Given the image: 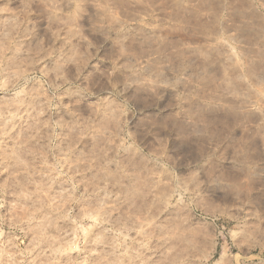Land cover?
Masks as SVG:
<instances>
[{"label": "rangeland", "instance_id": "rangeland-1", "mask_svg": "<svg viewBox=\"0 0 264 264\" xmlns=\"http://www.w3.org/2000/svg\"><path fill=\"white\" fill-rule=\"evenodd\" d=\"M105 2L0 0V264H141L137 254L152 255L148 250L163 242L157 226L171 227L184 215L177 204L183 194L173 195L169 177L146 159L150 149L134 127L140 116L159 119L165 105L161 116L175 115L180 97L163 87L153 95L149 86L141 94L151 107L137 119L120 114L122 102L143 87L133 81L147 75L137 71V59L162 81L172 76L162 68L169 57L184 76L203 77L204 114L223 121L218 154L264 144L260 113L241 111L243 97L227 94L242 91L234 77L249 70L237 40L252 39L243 27L237 31L231 0H201L199 11L154 0L155 19L120 31L118 23L111 31L93 28V13ZM121 44L132 55H118ZM121 121L127 134L117 136ZM186 151L179 139L164 148L177 176L188 174L179 167ZM141 184L147 187L133 194ZM205 192L203 203L211 205ZM245 211L264 215L259 206ZM235 223L193 216L189 239L207 228L193 240L207 243L192 264H264V239L237 237L233 244Z\"/></svg>", "mask_w": 264, "mask_h": 264}, {"label": "clouds", "instance_id": "clouds-1", "mask_svg": "<svg viewBox=\"0 0 264 264\" xmlns=\"http://www.w3.org/2000/svg\"><path fill=\"white\" fill-rule=\"evenodd\" d=\"M41 2L42 0H33L37 5ZM96 2L97 0H85V3ZM168 2L174 7H190L197 11L200 10L197 5L202 7L201 0ZM225 3H228V0H225ZM125 5L131 8L140 6L141 10L129 12ZM229 6L233 7L239 20L236 25L237 31L243 27L252 39L248 43L237 40L242 49L240 55L243 60L248 61L249 70L234 77L236 81L242 82V91L238 93L228 91L227 94L234 95L237 99L242 96L241 111L250 113L255 108L260 113L261 125L264 126V2L231 0ZM156 7L154 0H106L103 6H98L97 11L93 13L96 19L92 21V26L108 27L111 31L113 30L111 25L118 23L121 28L115 29L116 31L127 30L134 24H143L145 19H155ZM117 13L120 14L119 20L116 18ZM242 39L248 40V37ZM121 48L124 49L123 44ZM154 54L162 55L159 48ZM118 55L130 56L132 53L124 49ZM148 59H152V54H149ZM173 63V59L169 57L167 63L162 65L163 69L172 72L171 77L162 81L160 76L151 73L140 59H137L136 64L139 65L137 71L147 75L140 81H133L139 82L143 87L135 89L132 95L122 102L126 111L120 113L122 116L137 119V113H143L145 108L151 107L141 94L149 86L153 95L163 87L166 90L174 89V94L180 97L179 105L175 106L178 108L175 115L169 113L161 116V113L168 109V105H165L156 112L159 119L144 121L143 116H140L138 126H134L136 139L144 144V148L150 149L146 159H154L158 170L169 177V184L175 186L173 195L178 192L183 194L177 204L181 205L180 211L184 213L178 216V222L171 227L157 226L162 233L159 239L163 242L156 248L148 250L152 255H145L141 259L137 254L136 259H140L141 264H192L200 248L207 243L206 240L200 244L193 243L197 236H203L207 232V228L189 239L191 229L187 225L193 216L207 217L212 221L220 220L222 217L235 221V230L228 233L232 236L233 244L237 243V237H243V243L256 241L257 236L264 239V229H260V224H264V215L260 211H245L249 205L259 206L264 210V203H261L264 201V144L256 149L237 148L231 157L223 152L218 154L219 147L224 143L221 135L223 121L204 114L208 99L207 93L201 91L200 81L203 77L199 75L195 78L186 77L182 71L171 67ZM228 83L231 84L232 81ZM124 86L128 88L129 84L124 82ZM113 91L115 94H121L115 88ZM158 98L162 99V96ZM116 127L115 135L127 134L124 121ZM174 139L181 140L182 146L187 148L179 163V167L187 169L188 174L185 176H177L174 171L177 162L164 156V148ZM138 151L143 152V149L138 148ZM165 160L170 162L167 167L164 166ZM147 179L152 180L151 170ZM145 187L146 184L133 187L132 192L133 194L141 192ZM205 189V194L213 201L211 205L203 203L204 197L201 192ZM204 223L206 224L207 220ZM214 230L218 231L215 228Z\"/></svg>", "mask_w": 264, "mask_h": 264}]
</instances>
